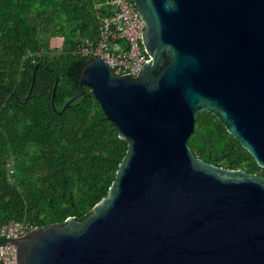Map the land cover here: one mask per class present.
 I'll use <instances>...</instances> for the list:
<instances>
[{
    "label": "water",
    "instance_id": "water-1",
    "mask_svg": "<svg viewBox=\"0 0 264 264\" xmlns=\"http://www.w3.org/2000/svg\"><path fill=\"white\" fill-rule=\"evenodd\" d=\"M134 2L150 56L141 75L88 58L62 107L92 90L127 143L115 178L83 220L7 239L17 264H264V176L188 143L210 112L264 169V0Z\"/></svg>",
    "mask_w": 264,
    "mask_h": 264
},
{
    "label": "trees",
    "instance_id": "trees-1",
    "mask_svg": "<svg viewBox=\"0 0 264 264\" xmlns=\"http://www.w3.org/2000/svg\"><path fill=\"white\" fill-rule=\"evenodd\" d=\"M107 12L105 0H0V225L83 220L107 195L127 143L89 87L62 110L81 92L78 44L96 42ZM188 143L209 163L264 176L215 114H198Z\"/></svg>",
    "mask_w": 264,
    "mask_h": 264
},
{
    "label": "built area",
    "instance_id": "built-area-1",
    "mask_svg": "<svg viewBox=\"0 0 264 264\" xmlns=\"http://www.w3.org/2000/svg\"><path fill=\"white\" fill-rule=\"evenodd\" d=\"M107 13L100 17L98 39H81L78 51L87 58L101 56L116 75L139 77L150 56L143 44L145 22L134 0H105ZM33 227L12 220L0 225V260L17 264V248L7 239L23 236Z\"/></svg>",
    "mask_w": 264,
    "mask_h": 264
},
{
    "label": "rangeland",
    "instance_id": "rangeland-1",
    "mask_svg": "<svg viewBox=\"0 0 264 264\" xmlns=\"http://www.w3.org/2000/svg\"><path fill=\"white\" fill-rule=\"evenodd\" d=\"M48 38L50 39L51 46L55 48V43H56L57 37H55V36L54 37L48 36ZM60 40H62V37L60 38ZM13 164H15V161L14 160H10V162L8 163V166L11 169L10 170L11 172H13Z\"/></svg>",
    "mask_w": 264,
    "mask_h": 264
}]
</instances>
